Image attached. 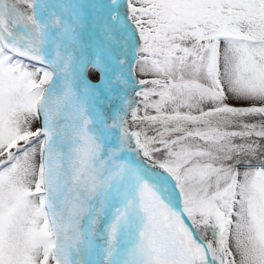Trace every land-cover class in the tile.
<instances>
[{
    "label": "snow or ice",
    "instance_id": "6c2138e0",
    "mask_svg": "<svg viewBox=\"0 0 264 264\" xmlns=\"http://www.w3.org/2000/svg\"><path fill=\"white\" fill-rule=\"evenodd\" d=\"M0 264H264V0H0Z\"/></svg>",
    "mask_w": 264,
    "mask_h": 264
},
{
    "label": "rangeland",
    "instance_id": "374dc122",
    "mask_svg": "<svg viewBox=\"0 0 264 264\" xmlns=\"http://www.w3.org/2000/svg\"><path fill=\"white\" fill-rule=\"evenodd\" d=\"M86 75L93 82H98V80H99V73L95 69L89 68L87 70ZM135 75H136V79H145V78H147L145 76L140 75L139 72H137ZM228 102L230 104H232V105H235V106H241V105H244V104L247 103L246 101H239V100H235V99H229ZM38 126H39L38 122L33 124V128L34 129L36 127H38ZM237 142H239V141H237Z\"/></svg>",
    "mask_w": 264,
    "mask_h": 264
},
{
    "label": "bare ground",
    "instance_id": "6f19581e",
    "mask_svg": "<svg viewBox=\"0 0 264 264\" xmlns=\"http://www.w3.org/2000/svg\"><path fill=\"white\" fill-rule=\"evenodd\" d=\"M93 82V81H92ZM93 83H96V82H93Z\"/></svg>",
    "mask_w": 264,
    "mask_h": 264
}]
</instances>
